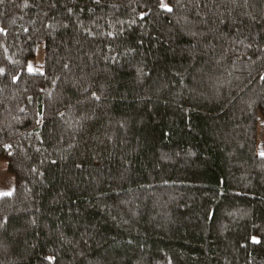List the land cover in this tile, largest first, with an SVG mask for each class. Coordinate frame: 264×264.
<instances>
[{"label":"trees","instance_id":"16d2710c","mask_svg":"<svg viewBox=\"0 0 264 264\" xmlns=\"http://www.w3.org/2000/svg\"><path fill=\"white\" fill-rule=\"evenodd\" d=\"M259 124L264 0H0V264H264Z\"/></svg>","mask_w":264,"mask_h":264},{"label":"rangeland","instance_id":"374dc122","mask_svg":"<svg viewBox=\"0 0 264 264\" xmlns=\"http://www.w3.org/2000/svg\"><path fill=\"white\" fill-rule=\"evenodd\" d=\"M36 60H30L26 66V70L31 72L34 71L36 68V64H39L41 62L42 58V52L41 48L39 47L36 52ZM54 100V99H52ZM51 100V101H52ZM51 101L46 103L47 108L52 109L55 105H58L57 102L54 101V103H50ZM263 131L261 128V124L258 126V135H257V154L258 155H264V141L262 137ZM15 186L14 177L7 173L5 164L3 162H0V196L3 195H9L13 192Z\"/></svg>","mask_w":264,"mask_h":264}]
</instances>
